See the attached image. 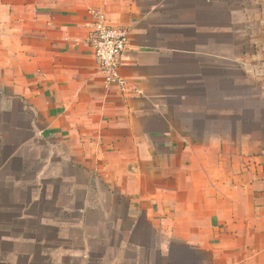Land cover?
I'll use <instances>...</instances> for the list:
<instances>
[{"label": "crops", "instance_id": "obj_1", "mask_svg": "<svg viewBox=\"0 0 264 264\" xmlns=\"http://www.w3.org/2000/svg\"><path fill=\"white\" fill-rule=\"evenodd\" d=\"M0 264H264V0H0Z\"/></svg>", "mask_w": 264, "mask_h": 264}, {"label": "built area", "instance_id": "obj_2", "mask_svg": "<svg viewBox=\"0 0 264 264\" xmlns=\"http://www.w3.org/2000/svg\"><path fill=\"white\" fill-rule=\"evenodd\" d=\"M128 37V30L108 25L100 19L94 23L89 34L88 45L107 85H126L119 70L122 56L128 46Z\"/></svg>", "mask_w": 264, "mask_h": 264}]
</instances>
